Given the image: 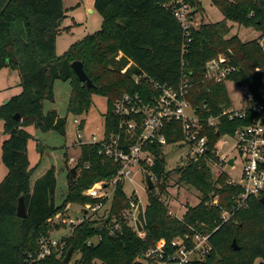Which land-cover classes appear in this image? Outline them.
<instances>
[{
	"label": "trees",
	"instance_id": "1",
	"mask_svg": "<svg viewBox=\"0 0 264 264\" xmlns=\"http://www.w3.org/2000/svg\"><path fill=\"white\" fill-rule=\"evenodd\" d=\"M181 3L191 9L190 16L201 9L200 0H94V9L102 18L99 30L72 43L58 56L56 37L67 30L61 28L65 18L63 0H0V69H16L21 88L19 94L0 106L7 133L2 159L8 169L0 181V264H28V254L35 255L39 250V238L49 237L50 220L69 204L101 202L84 192L100 181L109 182L119 168L117 161L103 155L100 144H83L75 162V175L71 168L67 171L66 194L60 203L55 201L57 180L53 166L31 184L38 163L30 166L27 144L31 135L26 126L32 125L42 133L65 135L66 131V117L54 108L44 109L45 101L55 100V82L70 84L68 114L86 113L92 94L105 97L104 116L110 129L117 121L112 111L115 99L145 88L153 92L144 79L136 84L134 75L177 86L183 74L194 83L188 99L200 117V135L207 137L205 155L195 161L187 159L185 165L172 170L166 168L163 148L154 145V163L147 170L156 181L148 191L144 217L140 219L145 236L139 237L128 225V198L122 184H117L108 201L106 217L100 221L85 218L73 225L63 240L62 253L69 247L73 253L79 252L76 264H144L139 258L157 240L170 242L178 235L191 234L195 228L209 234L210 249L202 259L188 264H255L257 260L264 264V202L249 196L245 205L224 221L222 213L232 212L241 188L229 184L225 172L214 179L207 163L208 157L215 158L212 152L218 137L233 134L238 127L250 123L255 114L247 111L244 117L233 120L220 116L232 106L225 81L215 82L205 76L206 63L222 55L235 68L226 81L241 83L251 92L255 104L264 103V50L259 43L264 36V0H212L223 19L191 25L188 30L172 12ZM229 23L254 28L260 36L244 42L230 34L233 26ZM73 61L82 63L92 81L90 88L78 79ZM218 116L214 125L207 124L208 118ZM166 136L168 145L179 141L180 124H167ZM37 144L41 153L43 145ZM172 172L178 173L175 184L189 185L199 192L198 204H186L181 218L169 214L166 200ZM20 196L24 199L25 218L16 215ZM115 223L119 229L111 234L109 229ZM95 237L98 241L93 243ZM63 254L59 257L57 251H52L33 264H64Z\"/></svg>",
	"mask_w": 264,
	"mask_h": 264
},
{
	"label": "built area",
	"instance_id": "2",
	"mask_svg": "<svg viewBox=\"0 0 264 264\" xmlns=\"http://www.w3.org/2000/svg\"><path fill=\"white\" fill-rule=\"evenodd\" d=\"M190 11L188 5L182 3L180 6L172 8L174 17L184 30H188L193 25L192 16L189 15ZM233 70L235 68L228 65L227 59L220 55L206 63L205 76L215 82H224L227 75ZM143 79L146 84L151 86L153 92L145 88L135 93H123L115 99L112 111L117 117V121L108 129L105 119L103 135L100 140H97L96 136H92L91 140L84 141L80 130L83 120L78 116L73 119L76 127L75 144L81 146L98 143L101 145L103 155L119 164L116 175L109 182L100 181L84 192L89 197L101 199V202L96 205L86 204L82 208L85 212L87 210L96 211L105 204L102 203L103 200L111 199L117 184H122L123 188L126 183L131 184L130 193H126L128 198L127 223L134 227L137 235L141 238L145 236V232L141 227L140 219L144 217L147 203L144 204L140 199L135 174L145 172L146 174L142 175V182L146 185V175H149L155 186L156 177L148 172L147 167L154 163V153L151 148L154 145H160L162 148L168 145L167 124L172 122L180 124L182 138L175 144H185L188 147L187 159L198 160L205 155L208 147L207 137L200 135L202 128L200 117L188 99L189 89L194 85L192 80L183 74L179 84L172 86L158 83L146 75L133 76L134 82L138 85ZM240 90L242 100L247 105L240 109L233 107L225 109L220 116L227 115L230 120H233L235 117H244L247 111H251L255 116L250 123L238 127L233 134L228 135L235 139L236 149L243 157L244 165L239 180L228 177L227 182L239 186L241 193L235 200L232 212L222 213L224 221L243 207L249 196L264 197V103L255 104L253 96L246 86L241 85ZM218 118L219 116L210 117L206 122L208 125H214ZM217 141L212 152L215 158H207L210 168L216 170L220 169L224 162L227 163L226 160H229L219 153ZM67 162L74 164L76 157L71 156ZM231 167L233 168L234 164ZM145 190L148 193L147 185ZM213 203H217V200L214 199ZM171 213L169 211V214ZM83 220L84 218L81 221ZM136 222L140 224V231ZM118 229L119 224L115 223L109 231L112 234ZM208 238V233L192 228L191 234L178 235L170 242L163 238L157 240L155 245L148 249L143 256H152L158 264H188L192 260L202 259L208 253L210 249ZM38 245L37 253L28 255V264H33L50 255L53 249L58 247V242L42 236L38 240Z\"/></svg>",
	"mask_w": 264,
	"mask_h": 264
},
{
	"label": "rangeland",
	"instance_id": "3",
	"mask_svg": "<svg viewBox=\"0 0 264 264\" xmlns=\"http://www.w3.org/2000/svg\"><path fill=\"white\" fill-rule=\"evenodd\" d=\"M94 0H63V7L65 18L62 21L61 27L67 28L62 30L56 37L55 53L61 56L69 48V46L82 39L85 35L94 33L99 30L102 22L100 14L94 9ZM201 9L195 12L192 16V24L197 27L201 22H217L223 19L220 10L212 4V0H200ZM233 25L231 35H238V37L246 42L258 39L260 33L254 28L240 26L236 23ZM62 28V29H63ZM259 43L264 50V36L259 40ZM229 98L234 109H240L247 105L242 100L241 90L232 81H225ZM21 92L19 86V75L16 69L11 67H3L0 69V106L9 98ZM55 100L53 102L45 101L44 109L56 108L60 116L66 117V131L65 135H60L56 132L50 131L42 133L35 129L34 126H26V130L30 133L31 138L27 144V155L31 166H34L40 159L37 151V143H41L44 147L41 162L43 167L50 168L54 166L55 175L57 180V187L55 193L56 203H60L66 194V174L69 168L75 166L65 162L71 156L76 157L80 155V146L75 144L76 141V127L73 124L75 115L68 114L66 111L67 100L70 94L69 82L56 81L54 84ZM107 110L106 98L98 95H91V106L89 110L83 115L78 116L83 120L81 133L84 141H89L92 136H96L100 140L103 135V126L105 122V112ZM7 138V133L4 131L3 119L0 117V181L7 173V166L2 159V143ZM37 139V142H36ZM217 149L219 153L227 159H234V167L228 163H223L220 169H211L213 178L215 179L222 172H225L230 179L239 180L241 171L243 169V157L236 149V141L228 135H223L217 141ZM188 147L185 144H169L163 148V153L166 158V168L175 169L185 165L187 161ZM227 162V160H226ZM145 172L135 174V182L138 185L137 191L139 192L140 199L144 204L147 203L148 193L145 190V184L142 182V175ZM169 180L167 197L168 209L171 211L172 216L181 218L186 210V204L195 206L199 202V192L192 186L185 184H175L178 178V173L172 172ZM132 185L126 183L124 190L127 194L130 193ZM83 206L79 204H69L64 211L54 216L50 220L49 237L58 242V247L53 251L58 252V256H62V247L65 245L64 238H66L73 225L78 224L82 218H90L100 221L106 217L109 203L108 201L96 211L87 210L83 213ZM93 243L98 241V238L91 240ZM67 252V251H66ZM66 252L63 254L65 257ZM29 255V254H28ZM79 252L71 254L70 262L68 264H76L79 259ZM144 257V258H143ZM28 260V257H27ZM144 264H158L156 259L152 256H142L139 258ZM29 261V260H28ZM27 261V262H28ZM259 260L255 262L258 264Z\"/></svg>",
	"mask_w": 264,
	"mask_h": 264
},
{
	"label": "water",
	"instance_id": "4",
	"mask_svg": "<svg viewBox=\"0 0 264 264\" xmlns=\"http://www.w3.org/2000/svg\"><path fill=\"white\" fill-rule=\"evenodd\" d=\"M72 68L75 71L78 79L82 83H84L87 88H90L92 86V81L88 78V76L84 72L83 67H82V63L80 61H73L72 62ZM241 85H242L241 83H238V86L239 87H241ZM15 118L18 119L19 118V115H16ZM227 163L229 165H233L234 164V159L233 158H230L227 161ZM71 173H72V175H75V173H76L75 167H72L71 168ZM146 185H147V188L148 189L154 188V184H153L151 178L149 177V175H146ZM260 201L263 203L264 202V197H261L260 198ZM16 215L18 217H20V218H25L26 215H27L26 214V208H25L23 196H20V198L18 199V204H17V208H16ZM136 225H137L138 230L140 231L141 230L140 224L138 222H136ZM232 246H233V248L235 250L238 249V246H237L235 240H233ZM72 250H73L72 247H69V249L67 250V252L65 254V257L63 258V263L64 264H68L70 262Z\"/></svg>",
	"mask_w": 264,
	"mask_h": 264
},
{
	"label": "crops",
	"instance_id": "5",
	"mask_svg": "<svg viewBox=\"0 0 264 264\" xmlns=\"http://www.w3.org/2000/svg\"><path fill=\"white\" fill-rule=\"evenodd\" d=\"M230 25H232L231 23H229ZM233 26V25H232ZM61 28H63V27H61ZM238 86V85H237ZM239 87V86H238ZM240 88V87H239ZM49 109H51V108H49ZM54 109H56V108H54ZM59 114V113H58ZM74 124V123H73ZM36 142H37V139H36ZM44 148V147H43ZM38 153H39V155H40V159L38 160L39 162H37L38 163V167H37V169L35 170V172L33 173V175H32V177H31V184H33V182H34V180L35 179H37L38 177H40L48 168H45V167H43V162H41V157H42V153H43V151L40 153L39 151H38ZM36 163V164H37ZM68 163V162H67ZM31 166V165H30ZM54 167V166H53Z\"/></svg>",
	"mask_w": 264,
	"mask_h": 264
}]
</instances>
